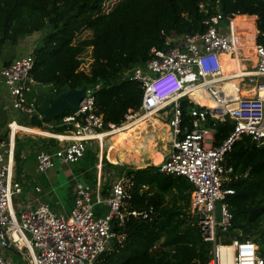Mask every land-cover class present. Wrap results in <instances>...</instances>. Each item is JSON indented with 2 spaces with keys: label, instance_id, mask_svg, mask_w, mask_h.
Returning <instances> with one entry per match:
<instances>
[{
  "label": "built area",
  "instance_id": "built-area-1",
  "mask_svg": "<svg viewBox=\"0 0 264 264\" xmlns=\"http://www.w3.org/2000/svg\"><path fill=\"white\" fill-rule=\"evenodd\" d=\"M122 1L105 0L103 13L108 14ZM200 7L205 9L204 4ZM238 16L225 19L218 10L205 21L204 33L171 35L166 39L169 48H153L143 66L127 73L131 80L141 83L144 94L140 110L130 111L121 125L106 124L97 113L95 92L101 85L87 88L79 111L62 118L64 132L50 136L58 146L38 152V171L54 170L57 162L77 164L90 144L98 141L103 146L109 136L136 126L140 120L147 123L172 106L168 121L172 149L159 167L163 173L186 177L193 185L190 212L200 219L205 241L213 244L209 264H264L255 242L225 241L233 223L226 200L235 194V189L226 187L234 171L224 167L225 157L244 136L264 143V31L256 29L254 69L242 68L247 34L234 24ZM224 20L229 22L227 31L221 26ZM224 55L231 57L233 68H226ZM34 65L29 53L0 72V83L8 89L13 110L22 115L38 114V98H29L36 84L31 77ZM82 67L83 62V72ZM184 99L193 104L189 111L191 129L184 128ZM209 117L215 121L230 118L235 123L231 135L219 146L214 145L216 124L208 125ZM8 127L13 136L17 128H23L16 121ZM8 145L7 149L0 139V264H100V257L111 250L113 242L122 239L114 231L115 225L122 227L129 217L147 220L153 212L126 209V177L112 184L108 196L99 191L95 199L77 182L74 205L68 213H55L43 203L18 212L14 197L23 194V187L14 179L13 138ZM98 207L104 209L100 214ZM14 254L21 257L19 262L12 259Z\"/></svg>",
  "mask_w": 264,
  "mask_h": 264
},
{
  "label": "trees",
  "instance_id": "trees-1",
  "mask_svg": "<svg viewBox=\"0 0 264 264\" xmlns=\"http://www.w3.org/2000/svg\"><path fill=\"white\" fill-rule=\"evenodd\" d=\"M123 0L108 14L105 0H0V47H17L20 41L47 30L41 45L33 51L31 77L49 90L38 95V114L29 127L62 134V118L48 122L44 110L70 89L94 88L96 111L106 124L121 125L130 111H139L144 88L127 73L143 66L153 48L166 50L168 36L195 35L206 31L205 21L218 10L238 27L252 22L264 31V0ZM205 5V9L200 7ZM91 31L92 37L81 36ZM92 48L90 72L80 71L82 55ZM33 96H29L31 99ZM184 128L191 129L189 111L193 104L181 102ZM214 145H221L233 132L235 123L226 118L215 121ZM53 148L58 142L53 139ZM18 142L15 158L19 163ZM233 169L226 187L235 189L227 198L233 223L225 241H253L264 258V143L249 136L238 140L224 161ZM112 166V165H111ZM115 168V166H112ZM120 169V168H119ZM129 181L127 210L153 212L147 220L129 217L114 231L122 239L100 257V264H209L213 244L205 241L199 218L190 212L194 189L184 176L163 173L150 165L126 171ZM246 174V175H245ZM237 177V178H236Z\"/></svg>",
  "mask_w": 264,
  "mask_h": 264
},
{
  "label": "crops",
  "instance_id": "crops-1",
  "mask_svg": "<svg viewBox=\"0 0 264 264\" xmlns=\"http://www.w3.org/2000/svg\"><path fill=\"white\" fill-rule=\"evenodd\" d=\"M255 27L256 28L254 29L255 32L253 37H255L257 29L256 20ZM238 28L241 32L247 34V30L244 28V26ZM37 34L38 33H35L22 39L17 47H11L9 45H5L2 48L0 47V72L4 67L8 66L19 57L28 55L29 53H33L34 49L38 46L39 43ZM244 45H246V47L242 52V56L244 58L241 60L242 68L253 70L256 65L254 38L253 40H250L248 39V36H246ZM222 58L224 60L226 68L234 67V63L229 55H224ZM46 90L49 89L45 86H39L37 84L32 85V93L30 94V96H36L38 98L39 92ZM170 116L171 111L165 112L163 110L154 115V117H152V120H155L153 122L159 123L160 120L163 119L164 122H166L165 126H168V129L170 130L168 125ZM29 120L30 118H28V121ZM13 121H16L19 126L23 127L21 129L17 128V130L23 131L18 132L17 130H15L14 136L11 135L8 127V124ZM25 121L26 119L23 118L22 114L13 110L8 89L1 82L0 139L7 144L8 149L10 139L13 138L15 164L14 171L17 174L18 180L15 178L14 179L22 185L23 194L25 193L26 186L28 195H32V199L30 203H28V205L19 204V211L27 208H34L39 203H43L48 204L51 207L52 211H54L55 213H68L74 205V188L77 182L85 185L92 192L94 199L96 198V195L99 194V191H101L103 196H108L112 184L117 179L126 177V171L130 169L145 168L150 165L159 166L172 149L171 147L170 149L165 151V154L162 155L163 159L159 164L151 163L145 166H137L136 168L129 167L128 165H137V163L141 160V155L143 153L148 151L152 152L153 149L151 146V139H159V137L156 136V131L153 130L151 133H149L148 131H146V128L141 129L138 124L145 125L147 123H145L144 121H140L138 123H135L137 128L136 126H134L129 127L125 130L124 139H126L125 141H123V144L118 148V150H110L111 138L113 135H115L113 134L112 136H109L105 139V141L103 142V146H101L98 141L90 144L87 150V153H90V156L87 160H84L83 158L79 163L70 165H64L60 162H57L56 169L50 170L47 173H40L38 171L36 157L39 151L43 149L53 148V138H51L52 140L49 138V136H52L53 134L32 129V127L30 128L23 123ZM26 132L47 136L50 140L46 139L45 143V141L42 142L41 140L33 136L27 135ZM136 132L139 134L137 135ZM143 132L145 134H143ZM6 134H8L7 139H3ZM16 140L18 142V149H20L18 153L20 157L19 163L16 162L15 158ZM169 140L171 141V138ZM110 154L115 159V161L110 158ZM111 165L115 166V168ZM108 170L110 171L106 172ZM113 170H115L119 176L115 181H112L113 179H107V176H111V173L114 174L115 171ZM21 178L23 179V181H20ZM37 189H40V191H37ZM103 211V208H97L98 214Z\"/></svg>",
  "mask_w": 264,
  "mask_h": 264
},
{
  "label": "rangeland",
  "instance_id": "rangeland-1",
  "mask_svg": "<svg viewBox=\"0 0 264 264\" xmlns=\"http://www.w3.org/2000/svg\"><path fill=\"white\" fill-rule=\"evenodd\" d=\"M255 20L257 22V17H255ZM229 25V22L228 20H224L222 21L221 23V26L227 31V27ZM244 28L247 30V36H248V39L250 40H253V33H254V26H253V23L252 22H248L244 25ZM47 33V30L46 31H43V32H39L37 35H38V45H41V42H42V39L44 37V35ZM92 37V32L91 31H86L82 36L81 38L82 39H89ZM251 42V41H250ZM250 44V43H249ZM33 54V53H32ZM82 62H83V67L82 69H84L85 71L83 72H88V67L92 65V48H89L83 55H82ZM82 71V70H81ZM172 109V106H168L164 111H168L170 112ZM23 118L26 119L25 122H23L24 124L26 125H30L29 121H28V118H30L28 115H22ZM155 120H152L150 119L149 122H147V124L145 125H141V124H138L139 127L141 129L143 128H146V131H148L149 133H151L153 130L156 131V136L159 137V139L155 138V139H151V146H152V152H145L141 155V162L139 161L136 164L134 165H128L129 167H132V168H136L137 166H145L147 164H151V163H156V164H159L162 159H163V156L165 154V151H167L168 149L171 148V143H170V138H171V134H170V130L168 129V126H165L166 122H164L163 119L160 120L159 123H156V122H153ZM22 123V121H21ZM155 123V124H154ZM154 125V126H153ZM31 128V127H30ZM137 128V126H136ZM138 128V129H140ZM32 129H35V130H40V131H45V132H49V129L50 127H48L46 124H45V129H38V128H34L32 127ZM137 130V129H136ZM139 132V131H138ZM118 133V132H117ZM137 133V132H136ZM27 135L29 136H33L39 140H41L42 142H44L46 139H49L47 136H43V135H39V134H34V133H28L26 132ZM53 134V133H51ZM122 134H123V140H112V144H111V147H110V150L112 149H115V150H118V148L123 144V141H125L124 137H125V130L122 131ZM139 133H137L138 135ZM143 134H145L143 132ZM7 136L8 134H6L3 139H7ZM130 136V135H129ZM51 139V138H50ZM49 139V140H50ZM54 139V138H53ZM52 140V139H51ZM46 143V141H45ZM90 156V153H86L85 157H84V160H87L88 157ZM110 158L115 161V159L112 157V155L110 154ZM123 160V159H122ZM15 168V167H14ZM17 170V169H16ZM110 170L106 171V172H109ZM115 171V170H113ZM112 176V177H111ZM111 176H107V179L111 180L113 179L112 181H115L119 176H118V173L115 171L114 174L111 173ZM117 176V177H116ZM14 178L17 179V174L15 173L14 171ZM18 180V179H17ZM20 181H23V179L21 178ZM23 183V182H22ZM25 186V185H24ZM32 199V195H28L27 191H26V186H25V193L24 194H21V195H18V196H15L14 197V202H15V205H16V208H17V211L19 212V204L20 205H25L28 203H30ZM219 207H220V203L218 202L217 203V209L219 211ZM12 259L15 261V262H19L21 260V257L17 254H14L12 255Z\"/></svg>",
  "mask_w": 264,
  "mask_h": 264
},
{
  "label": "water",
  "instance_id": "water-1",
  "mask_svg": "<svg viewBox=\"0 0 264 264\" xmlns=\"http://www.w3.org/2000/svg\"><path fill=\"white\" fill-rule=\"evenodd\" d=\"M87 95V87L82 89H70L60 94L44 112V118L50 122L56 118L62 117L66 112L77 113L80 103ZM210 110V109H209ZM215 113V111H212Z\"/></svg>",
  "mask_w": 264,
  "mask_h": 264
},
{
  "label": "bare ground",
  "instance_id": "bare-ground-1",
  "mask_svg": "<svg viewBox=\"0 0 264 264\" xmlns=\"http://www.w3.org/2000/svg\"><path fill=\"white\" fill-rule=\"evenodd\" d=\"M234 24H235V21H234ZM236 25V24H235ZM254 32H255V30H254ZM253 36H254V33H253ZM200 100V99H199ZM140 121H142V120H140ZM140 121H138V122H140ZM138 122H136V123H138ZM126 130V129H125ZM122 131H124V130H121V131H119L117 134L115 133V135H113L112 136V138H111V144H112V140H114V139H118V140H123V134H122ZM105 141V140H104ZM109 141V140H108Z\"/></svg>",
  "mask_w": 264,
  "mask_h": 264
}]
</instances>
